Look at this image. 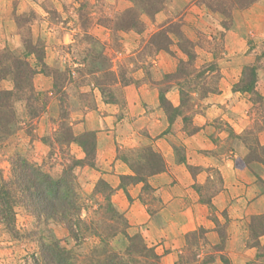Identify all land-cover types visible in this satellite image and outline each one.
Segmentation results:
<instances>
[{
	"label": "rangeland",
	"instance_id": "rangeland-1",
	"mask_svg": "<svg viewBox=\"0 0 264 264\" xmlns=\"http://www.w3.org/2000/svg\"><path fill=\"white\" fill-rule=\"evenodd\" d=\"M227 1L167 0L153 16L142 14L139 28L121 30L124 13L134 7L130 0H0V53L28 61L39 72L44 71L43 75L51 81V89L46 91L40 89V84L36 86L34 78L35 92L15 89L11 75L0 82V90L14 91L17 121L13 135L5 139L0 137L3 175L10 177L11 160L20 156L59 177L63 164L68 163L67 153L76 158L78 152L77 144L61 147L54 143L53 134L60 125L69 124L75 134V125L81 123L84 115L96 111L99 98L105 103L122 106L123 88L131 85H156L159 88L167 105L166 108L161 105L159 95L161 114H157L156 119L164 116L171 124L169 132L172 131L181 142L200 130L195 121L203 126L207 120L214 128V140L220 139V130L228 133L229 152H236L242 145L249 154L264 160V96L257 89V81L258 93L245 96L251 105L249 109L241 103V94L245 93L240 91L245 83L243 73L248 67L242 69L240 81L230 86L227 94L232 95L218 96L225 80L231 82L228 76L240 72L242 49L236 38H226L236 26L238 17L241 18L243 9L247 8L237 6L229 12L224 9ZM251 38L247 54H254L256 64L249 67H258L264 73V41L256 42ZM37 55L47 67L42 66ZM172 89L177 95L178 106L173 105L172 99H167L166 93ZM127 110L129 112V108L121 109L122 114ZM226 115L233 117L232 121H227ZM248 118L251 121L248 128L237 134L233 125L240 126L241 121ZM45 138L53 141V154L43 142ZM194 142L198 145L196 140ZM127 155L134 161L140 179L145 178L142 174L165 169L163 160L162 163L159 160L161 156L151 146L131 148ZM261 167L264 169V164L254 162L252 168L259 177L256 181L259 191L263 190L264 194L263 177L256 171ZM78 168L75 173L81 190L80 202L85 209L83 217L86 226L92 230L75 240L62 224L44 219L37 221L19 207L14 225L16 233L12 234L0 224V264H38L41 244L55 240L70 250L78 261H83L103 246L95 233L97 230L115 251L125 252L129 246L127 239L121 234L116 238L111 235L116 232L113 226L124 230L125 223L112 221L107 216L105 219L103 208L108 203V193H103L101 183L104 181L93 184V178L85 177ZM132 180L124 178L122 185L126 186ZM150 190L146 188L145 193L151 203H156ZM127 223L125 230L130 236L144 238L140 232L131 234ZM216 227L215 231L226 232L227 223L224 226L216 223ZM234 228L231 226L232 235L236 236L238 232ZM243 228L250 236V246L259 249L258 257L263 255L260 259L255 258L252 264H264V246L259 242L264 236V209L263 213L252 215ZM253 229L258 230V237ZM204 234L205 230H200L186 238L188 251H194ZM213 243V252L226 249L225 238L215 239ZM224 264L233 263L224 257Z\"/></svg>",
	"mask_w": 264,
	"mask_h": 264
},
{
	"label": "crops",
	"instance_id": "crops-1",
	"mask_svg": "<svg viewBox=\"0 0 264 264\" xmlns=\"http://www.w3.org/2000/svg\"><path fill=\"white\" fill-rule=\"evenodd\" d=\"M236 23L226 39L236 38L242 49L240 72L228 76L231 82L225 80L218 95L221 98L232 95L227 94L228 90L240 81L244 67L256 64L254 54L247 52L250 37L256 42L264 41V0H257L243 9ZM35 83L37 87L41 85V90L51 89V81L43 74L36 75ZM155 86L124 87L122 106L98 99L96 111L84 115L81 123L74 127L75 135L96 134V166L78 169L85 177L93 178L91 183L103 180L109 185L113 191L111 201L129 222V232L142 233L150 246L156 248L163 264H224L223 256L233 264H252L258 258L259 249L250 246V236L243 226L250 222L252 215L263 213L264 194L256 183L259 177L253 171L254 162H247L249 151L241 145L236 152H229L228 133L220 130V139L214 140V128L207 120L203 126L195 121L200 130L181 142L172 131L169 132L171 124L164 116L156 119L161 109L159 88ZM257 89L264 96L261 70L257 74ZM166 94L167 99H172L173 105L178 106L175 90ZM246 94H241V103L248 110L251 105ZM126 108L129 112L127 110L123 115L121 109ZM232 118L225 116L227 121ZM250 123L248 118L242 120L240 126L235 124L233 127L240 134ZM137 146L153 147L161 156L165 169L142 174L145 180L138 178L134 161L127 158L129 149ZM76 148V158L85 159L83 149ZM256 171L264 180V169L261 167ZM123 178L133 180L123 186ZM147 186L156 203H151L145 193ZM216 223L223 226L227 223L226 232L215 231ZM231 226L235 231L237 229L236 236L232 235ZM200 230H205L206 234L199 238L193 252L188 251L186 238ZM224 238L226 249L213 252V241ZM259 242L264 246V236ZM207 258L214 259L208 261Z\"/></svg>",
	"mask_w": 264,
	"mask_h": 264
},
{
	"label": "trees",
	"instance_id": "trees-1",
	"mask_svg": "<svg viewBox=\"0 0 264 264\" xmlns=\"http://www.w3.org/2000/svg\"><path fill=\"white\" fill-rule=\"evenodd\" d=\"M134 7L124 13L121 30H133L142 25L141 15L153 16L163 8L167 0H130ZM257 0H228L224 9L229 12L237 6L248 7ZM138 8V9H137ZM128 18L125 20V18ZM125 20V21H124ZM36 53V52H35ZM37 60L43 67H47L40 55ZM258 67H248L243 73L245 81L240 91L245 93H258L256 91ZM33 68L31 64L22 59L8 57L5 53H0V82L9 75L12 76L15 89L29 90L35 92L34 78L37 74H44ZM14 91L0 90V137H9L13 135L15 127L16 113L13 105ZM161 105L166 108L167 100L164 94H160ZM168 109V108H167ZM59 131V132H58ZM57 132L53 134L54 143L61 147H69L71 144L80 146L85 159L75 158L70 152L67 153V164H63V171L59 177H54L46 172L41 166L16 156L11 160V175L5 177L0 170V224H3L9 232L16 233L15 221L16 210L19 207L24 208L37 221L43 219L47 222L62 224L67 229L69 235L75 240H79L85 235L86 231L92 230L86 226L83 217V206L81 204V190L77 181L75 170L78 167L96 166V134L94 132H85L76 136L73 134L69 124L62 123ZM54 152V144L51 139L43 140ZM61 150V148H60ZM264 153V149H263ZM162 163V158H159ZM247 162H259L264 164L263 158L256 154H249ZM124 179V178H123ZM145 180V179H142ZM104 189L103 193H108V203L103 208L108 219H114L124 222L128 228L125 216L117 211L111 203L112 189L105 182L101 183ZM147 189H150L147 186ZM100 192V191H98ZM116 232L111 234L116 238L119 234L123 235L129 242V246L124 253L115 251L108 239L101 233L95 231L101 239L103 246L93 251L91 256L83 261H78L75 255L64 248L60 241H52L50 244L42 243L40 247V261L38 264H161V258L156 250L150 248L142 236H130L127 231L120 230L113 226ZM253 233L258 237V230L253 229ZM264 234V232H263ZM259 248L260 245H258ZM260 255L258 259L262 258ZM224 262V256L222 257Z\"/></svg>",
	"mask_w": 264,
	"mask_h": 264
}]
</instances>
